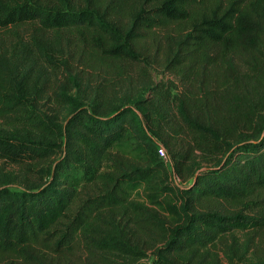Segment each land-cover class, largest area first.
<instances>
[{
  "label": "trees",
  "instance_id": "obj_1",
  "mask_svg": "<svg viewBox=\"0 0 264 264\" xmlns=\"http://www.w3.org/2000/svg\"><path fill=\"white\" fill-rule=\"evenodd\" d=\"M59 1L0 0V24L32 22L43 30L33 34L34 48L22 40L13 55L0 51V116L24 122L0 128V158L48 160L61 153L40 183L16 188L15 176L0 170V264H67L62 253L75 244L86 251V264H224L222 254L229 264H264V257L248 258L255 236L264 241V0H229L228 7L223 0H132L131 8L127 0ZM200 4L210 6L202 11ZM184 20L185 32L166 37L168 65L192 62L202 91L189 110L188 99L180 101V115L200 147L222 139L227 154L164 205L170 170L142 120L141 112L152 116L143 99L106 103L95 90L87 94L81 71L69 73L58 92L68 115L59 122L60 115L38 106L46 94L39 60L55 64L56 43L44 33L64 30L92 37L110 55L138 60L144 32ZM224 56L232 62L221 64ZM229 76L227 90L206 88L207 80ZM131 134L142 161L119 151ZM105 161L110 166L101 171ZM78 170L89 175L88 185ZM141 187L144 201L131 200ZM81 189L88 197L71 219Z\"/></svg>",
  "mask_w": 264,
  "mask_h": 264
},
{
  "label": "rangeland",
  "instance_id": "obj_2",
  "mask_svg": "<svg viewBox=\"0 0 264 264\" xmlns=\"http://www.w3.org/2000/svg\"><path fill=\"white\" fill-rule=\"evenodd\" d=\"M39 1L50 3L52 6H61L59 0ZM71 2L72 4H81L83 0H72ZM116 3L120 5L119 2ZM127 3L130 4V8L134 6L132 0H127ZM223 3H225L224 7H228L229 0H223ZM209 6L210 4L201 5L200 9L203 11ZM189 24L188 20H184L166 24L154 31L144 32L138 42L141 52L138 60L110 55L99 48L97 42L91 40L92 37L82 38L76 36L77 31H74V33L70 30L45 32V38L56 43L54 46L56 62L55 64H49L41 58L39 60L45 71L42 81L46 80L44 86L46 94L38 106L41 113L60 115L59 122H64L66 115H68V105L62 102L58 92H60V85L68 78L69 73L77 74L81 71L82 86L87 87V94L95 90L106 103L111 102L114 105H120L127 102L131 104L130 101L134 98L140 97V99H143V105L152 115L151 120H148L145 119L142 112L140 113L145 127L148 129L149 135H152L159 145L160 155L161 151H166L170 156V162L167 163L170 177L163 184L165 191L160 198L164 205H167V200L175 201L173 193L177 187L191 185L196 175L215 165L227 154L225 142L222 139L215 142L211 141L210 146L207 148L200 147L197 138L180 115V101L186 97L189 110L191 105H194L195 100L200 97L202 90L194 82L197 72L192 62L186 61L178 67H176L178 64L168 65L166 37L169 34L179 35L185 32ZM38 28L42 29L38 23L32 22L10 24L8 26L0 24V51L11 56L20 49L19 44L22 40L34 48L35 46L32 44L33 34L37 31L40 33L43 31ZM229 59V57L224 56L220 59V63L232 62ZM234 63L238 67L243 66L241 60L236 57ZM240 68L242 74L247 73L252 79L256 77L250 69ZM221 70L225 72L226 68L222 67ZM212 79L207 80V89L219 85L220 89L227 90L229 83H231V76L227 79L222 78L220 82H211ZM75 90H72L71 93ZM12 121L13 119L9 116H0V128L13 129V126H22L24 123L23 120L16 119L14 121L16 124L13 125L10 123ZM231 137L227 140L236 141L235 138ZM137 140V137L131 134L128 141L123 140L119 151L129 159L142 161L143 153L136 145ZM190 147L194 150L191 153H189ZM184 155H187L186 159H184ZM60 157V152L48 160H18L3 157L0 158V170L15 176L14 187H25V185L40 183L45 180L49 175L46 170L50 165H54ZM109 166L110 162L105 161L99 168L104 171ZM77 176L84 184L88 185L89 175L87 177L84 172L78 170ZM144 196L145 191L141 187L132 193L131 200L136 199L143 202ZM87 197L88 189H81L72 209L69 210L71 219L75 217L79 206ZM150 206L153 205L150 204ZM246 233L247 231L239 233L242 241L246 239ZM255 239V247L250 250L248 258L264 257L262 236L258 234ZM62 255L67 264H86L88 262L86 251L76 244L66 249ZM221 258L224 260V264H229L223 254ZM146 261L144 260L143 263Z\"/></svg>",
  "mask_w": 264,
  "mask_h": 264
},
{
  "label": "built area",
  "instance_id": "obj_3",
  "mask_svg": "<svg viewBox=\"0 0 264 264\" xmlns=\"http://www.w3.org/2000/svg\"><path fill=\"white\" fill-rule=\"evenodd\" d=\"M161 156L166 163L170 162V156L166 151H161Z\"/></svg>",
  "mask_w": 264,
  "mask_h": 264
}]
</instances>
